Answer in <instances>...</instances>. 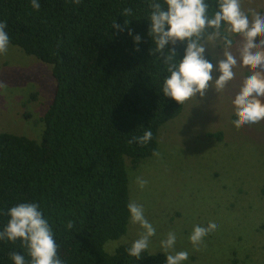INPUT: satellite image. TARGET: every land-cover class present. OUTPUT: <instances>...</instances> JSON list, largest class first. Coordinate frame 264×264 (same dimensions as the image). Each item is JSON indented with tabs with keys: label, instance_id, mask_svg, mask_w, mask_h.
<instances>
[{
	"label": "trees",
	"instance_id": "16d2710c",
	"mask_svg": "<svg viewBox=\"0 0 264 264\" xmlns=\"http://www.w3.org/2000/svg\"><path fill=\"white\" fill-rule=\"evenodd\" d=\"M40 5L0 0L11 44L50 64L55 80L39 139L0 132V209L39 202L65 264H165L162 253L129 256V243L107 248L127 230V167L135 169L157 151L159 127L183 106L161 91L167 73L163 56L151 52L147 0ZM114 22L121 28L128 22L142 36L138 50ZM177 49L180 58L183 46ZM146 128L152 139L138 144L132 138ZM7 220L0 214V226ZM13 251L29 258L19 240L0 241V264H14Z\"/></svg>",
	"mask_w": 264,
	"mask_h": 264
},
{
	"label": "rangeland",
	"instance_id": "374dc122",
	"mask_svg": "<svg viewBox=\"0 0 264 264\" xmlns=\"http://www.w3.org/2000/svg\"><path fill=\"white\" fill-rule=\"evenodd\" d=\"M243 6L264 8V3L244 0ZM209 54L218 58L220 49L210 45ZM250 70L240 65L225 90L210 87L203 99L184 102L158 129V155L127 167L129 201L142 204L157 229L149 252L157 253L172 230L176 249L189 252L185 264H264V121L237 125L232 104ZM54 89L51 65L10 43L0 55V132L39 139V119ZM138 177L147 181L143 187ZM212 219L219 220V228L194 247L188 239L193 226ZM141 231L129 217L125 234L107 248L131 244Z\"/></svg>",
	"mask_w": 264,
	"mask_h": 264
},
{
	"label": "clouds",
	"instance_id": "9594fccd",
	"mask_svg": "<svg viewBox=\"0 0 264 264\" xmlns=\"http://www.w3.org/2000/svg\"><path fill=\"white\" fill-rule=\"evenodd\" d=\"M243 4L244 0H214V6L210 0H147L151 52L157 57L163 56L167 73L161 85L163 95L178 104L192 97L203 99L210 87L217 92L225 90L236 78L238 66L243 65L251 70L232 98L236 113L234 122L240 126L264 121V8L245 9ZM31 6L39 10L40 0H31ZM124 12L131 13V9ZM127 23L124 28L115 22L112 26L118 31L127 30L138 50L143 38L127 28ZM6 28V22L0 21V55L8 51L11 43ZM178 45L183 46L180 58ZM210 45L220 49L218 58L210 57ZM152 136L151 129L146 128L143 135L132 139L147 145ZM137 183L143 187L147 181L138 177ZM127 209L132 224L142 229L127 253L141 259L149 252L157 229L147 219L142 204L132 201ZM0 214L8 217L0 226V241L14 243L19 240L27 248V259L22 251L10 253L14 264H65L58 254L54 230L39 202H19L6 213L0 209ZM219 226L216 219L203 226L194 225L188 239L198 247L207 234ZM159 243L157 253L164 255L165 264H185L188 260L187 250L176 249L175 231H168Z\"/></svg>",
	"mask_w": 264,
	"mask_h": 264
}]
</instances>
